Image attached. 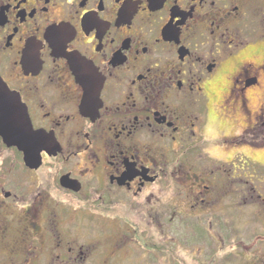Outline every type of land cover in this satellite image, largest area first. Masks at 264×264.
<instances>
[{
    "label": "flooded vegetation",
    "instance_id": "1",
    "mask_svg": "<svg viewBox=\"0 0 264 264\" xmlns=\"http://www.w3.org/2000/svg\"><path fill=\"white\" fill-rule=\"evenodd\" d=\"M262 43L264 0H0V264H187L179 214L264 264V64L233 59Z\"/></svg>",
    "mask_w": 264,
    "mask_h": 264
},
{
    "label": "rangeland",
    "instance_id": "2",
    "mask_svg": "<svg viewBox=\"0 0 264 264\" xmlns=\"http://www.w3.org/2000/svg\"><path fill=\"white\" fill-rule=\"evenodd\" d=\"M223 124V123H221ZM217 122H210L209 127H208V134L212 135L213 137L217 135ZM226 128V132L229 133L230 130L232 129V125L229 122H226L225 125ZM216 134V135H215ZM211 144V143H210ZM211 149V148H209ZM219 152V154H218ZM217 154L218 156H222V157H227L228 161L231 162H227L225 164V166H232V153H234L232 151V149H230V151L228 152H224V154H222L223 152L218 151ZM264 152V146L261 148H255L254 150H249L248 155L250 156L249 158L254 159L252 161L253 162V166L255 168H257L259 177L262 178L264 177V162H262L258 156L260 153ZM214 154V152H213ZM235 154V153H234ZM215 155V154H214ZM247 158V159H249ZM223 164V163H222ZM224 165V164H223ZM178 189L180 191L183 190V186L181 185V182L178 183ZM181 214H179L178 217V226L175 228H173L170 224H168V222H166L165 226H166V233L163 234L165 236V239L167 240V242H165V239H162L163 243H167V245H169V238H171V245L175 246V240H173V237L176 238V245H177V250H176V256L179 257V261H185L187 264H208V259H209V253H207L204 249H200L201 245H209V236L206 232H204L203 230H200L198 227H194L191 225V222H184L186 221V219H183V216H180ZM186 217V216H185ZM164 228V227H162ZM174 238V239H175ZM198 242L199 246H192L190 247V245L188 243H195ZM205 251V252H204ZM143 253H145L144 248L139 249L138 251H136L134 253V255L136 256V258L132 261L130 260L129 262H134V263H140V264H173L172 260L170 259V256L168 254L161 253V259L160 260H155V256L153 253L147 255L144 254L145 257H141V255H143ZM218 257L215 264H236V260L235 257L232 255H225V257L223 258V253H217ZM128 262V261H127Z\"/></svg>",
    "mask_w": 264,
    "mask_h": 264
},
{
    "label": "water",
    "instance_id": "3",
    "mask_svg": "<svg viewBox=\"0 0 264 264\" xmlns=\"http://www.w3.org/2000/svg\"><path fill=\"white\" fill-rule=\"evenodd\" d=\"M20 101V99H18ZM18 108H21L18 106ZM18 113L20 114L22 111L17 109ZM18 127L12 126L13 130L19 134L22 132L24 129H28V136L30 135L32 139L29 141H21L20 136L18 135L17 138L13 137V139L10 141L8 140V143L14 144L20 147L21 150L25 151L26 153V160L28 163H32L36 159V155L43 149V136L42 133L39 131H34L32 130V125L30 122H18L17 121Z\"/></svg>",
    "mask_w": 264,
    "mask_h": 264
},
{
    "label": "snow or ice",
    "instance_id": "4",
    "mask_svg": "<svg viewBox=\"0 0 264 264\" xmlns=\"http://www.w3.org/2000/svg\"><path fill=\"white\" fill-rule=\"evenodd\" d=\"M258 54L260 56V63L264 64V43L256 46L250 45L249 48L245 49L240 53L239 57H234L233 59H247L252 60L254 55ZM231 63V61H229ZM0 104H2V94H0ZM258 158L264 162V152L260 153Z\"/></svg>",
    "mask_w": 264,
    "mask_h": 264
}]
</instances>
